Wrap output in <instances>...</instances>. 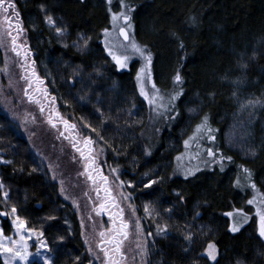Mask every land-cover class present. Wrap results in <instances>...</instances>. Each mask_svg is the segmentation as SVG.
I'll return each mask as SVG.
<instances>
[{"label": "trees", "instance_id": "1", "mask_svg": "<svg viewBox=\"0 0 264 264\" xmlns=\"http://www.w3.org/2000/svg\"><path fill=\"white\" fill-rule=\"evenodd\" d=\"M124 1L135 9L132 23L139 44L153 53L157 87L171 91L172 78L180 71L183 95L171 114L175 119L155 130L133 67L119 70L106 53L102 34L110 26L107 0H13L32 58L45 76L47 98L55 97L69 125L82 126L103 147L106 162L119 169L147 234L152 233L149 264H212L201 255L208 242L219 250L217 264L238 260L264 264V241L255 222L233 234L224 215L250 198L242 168L251 171V182L264 194V0ZM9 14L14 19L11 10ZM46 14L57 26L66 27V35L51 32ZM191 17L196 18L195 25ZM81 33L91 38L84 51L73 46ZM172 33L183 40L185 49H179ZM247 100L262 103L250 118V133L244 129V145H239L235 132L243 115L238 119L237 113ZM204 115L216 130L214 149L232 161L225 160L224 171L215 165L185 178L177 170V157ZM97 133L104 139L99 140ZM0 158L12 161L0 164V179L9 193L7 202L0 196L1 211L15 206L30 229L43 232L53 264H90L75 212L2 112ZM237 179L242 187L236 186ZM150 180L157 183L145 188ZM145 205L155 210L150 218L143 211ZM0 220L10 235L9 215H0ZM165 224L167 235L157 236V225ZM189 229L195 233L191 245L184 239Z\"/></svg>", "mask_w": 264, "mask_h": 264}, {"label": "rangeland", "instance_id": "2", "mask_svg": "<svg viewBox=\"0 0 264 264\" xmlns=\"http://www.w3.org/2000/svg\"><path fill=\"white\" fill-rule=\"evenodd\" d=\"M110 7L111 12H119L122 10L119 5V0H112V4ZM8 15L10 18H12L11 14L8 13ZM20 23L23 27L21 21ZM48 27L51 32L55 36H57L54 28L50 27L49 25ZM4 29H8V25L4 22L3 15L0 14V30ZM108 29L110 32H112V37H110V40L118 39L119 41L123 42V38L118 37L117 32L113 30L111 19L110 26ZM12 34L17 35L14 28L12 29ZM129 35L130 37H133L135 41L139 44L135 36L134 25L133 29L129 32ZM102 39L105 48L104 34H102ZM17 44L24 46L17 49V51L21 52L20 56H17L16 52L12 50L13 46L10 37L5 35L3 46H0V112L4 113L10 119L15 130L28 141L35 156L40 159L44 171L47 173L52 182L57 184L60 197L64 200V202L68 203L72 207L73 212H75L76 217L79 221L81 239L85 250L90 257V264H104L103 253L97 247L101 239L98 234L101 231H105L111 228L112 225L111 221L109 220V215H114L118 211V208L111 206L112 201L107 199V195L104 191V188L106 186L104 182L100 179L101 174L103 176L108 177L107 188L110 190L111 196L115 198V203L118 204L120 208L124 209V219L126 221L133 222V226L129 229V239L125 242L124 246L126 254L129 257L125 264H149L151 252L150 247L152 244L151 235H148L146 232L144 220L139 214L137 206L133 201L134 198L129 192V189L126 184L123 188H120L118 186L119 181H123L120 177L119 169L116 168L118 170L119 175V180H117V173H112L110 171L111 168L115 167L111 166L106 162L105 151L100 152V149L103 147L100 145L99 142L92 138L93 141L96 142L92 146L95 150L93 152V155L95 156L96 166L89 168L88 173L93 177L95 183H93L92 179H88L87 174L81 175V173L85 172V165L88 162L81 157L80 152H78L76 149L80 148L82 151L85 152V154L88 153V149L83 143L84 138L88 136L83 131L82 126L75 127V129L71 127L65 128L64 121L68 122V120L62 117L55 103H53L51 100H49L42 94V90L46 88L45 76H41V72L38 66L32 64V46H30V42L27 38V33L25 30L19 35L17 39ZM26 48L30 49V55L28 57L27 63L25 64L23 53ZM113 50L116 51L117 54H120L119 49ZM105 51L108 54L106 48ZM113 62L115 63V61ZM142 64L143 61L138 56H132L129 61V66L127 68L120 69L117 64L116 66L121 71H130L133 67L136 76ZM33 67L39 78L44 81L42 85H38L32 78L31 73ZM23 77H28L29 80H25L23 79ZM152 80L154 81L153 63ZM29 82H31L33 85L31 88L28 87ZM137 86L139 89L138 83ZM145 88L146 90L150 91L151 83H146ZM26 89L28 95H25ZM29 96H31L33 99L29 100ZM37 100L39 101V103H36ZM246 103L247 102H245L244 104ZM41 105H43L44 107L43 112L40 110ZM260 105L261 104H258L255 108L243 110L240 106L237 116L238 119H240V117H242L243 115V118L239 125H237L239 126V132H235L238 135L236 141L239 145L240 143L241 145H244L245 134L246 132L251 131L250 118L260 109ZM171 114H174V111H172L170 115ZM150 117L152 122L151 126L154 127L155 130L159 129L157 127H159L160 124L163 125L168 120L166 117H156L154 112H152L151 110ZM53 125H55V127H53ZM244 129L246 132L244 131ZM241 131L244 132L243 135ZM193 136H197L196 131L190 137ZM189 138L187 140H189ZM197 143H199L200 145L199 148L197 147ZM74 144L75 147L73 146ZM209 147H212L213 151L216 152V150L214 149L215 146L213 141H209L206 137H197V139L195 140H190V146L188 148H185L184 145L182 153L178 156L180 157V159H177L176 161L178 172L184 175V170L186 169H194L197 166H199L200 169H203L218 165L213 161L212 157H208L206 155L205 150ZM197 153H199V156H197ZM217 155L219 156L218 153ZM204 161H209V163L205 164ZM97 167L99 171H97ZM61 189H63V191H61ZM248 189H250L249 199H252L254 195L258 198L259 196L264 195L258 189L253 190L249 186ZM3 191H7L5 186L3 189H0V196L2 200ZM121 192H123L124 195L130 194L131 199L124 200L121 196ZM247 200L242 208H238L242 209V211L249 217V220L247 221V223H244L242 225L240 231L247 225L251 224L252 221L255 222L256 227L258 229L259 218L255 215L256 206L248 205ZM102 203L106 205V210L102 211L99 215H97L96 209H98L100 204ZM130 204L136 209L135 216L140 217V225L142 228V232H137L134 226V216L131 212V209L129 208ZM1 210L2 209H0V213H2ZM13 218L14 217L12 215H9V221L11 224L10 235H7L5 233L2 220H0V228L3 229L4 236L12 237L13 239H19V236L16 233L15 225L12 224ZM227 218L230 221V227L235 219H239L238 217L228 216ZM262 239L264 241V238ZM37 243L38 241L36 240L35 235H33L32 238L28 240V244L30 246L29 251L34 253L36 251ZM137 243L141 244L142 247L146 248V254L143 256V258L139 253V250L136 249ZM89 247H91L92 249L91 252L88 251ZM48 255L53 259L51 252L48 253ZM0 256L2 257L3 263L5 264V260L7 257L2 253H0ZM133 256H135L134 261L132 260ZM97 257H99V259ZM210 263L213 264L212 261H210ZM16 264H20V262L17 261Z\"/></svg>", "mask_w": 264, "mask_h": 264}, {"label": "snow or ice", "instance_id": "3", "mask_svg": "<svg viewBox=\"0 0 264 264\" xmlns=\"http://www.w3.org/2000/svg\"><path fill=\"white\" fill-rule=\"evenodd\" d=\"M107 3L109 6L112 4V0H107ZM120 8L122 9L119 12H111V7H109V12H111V22L113 25V30L117 32L118 37L123 38V43L119 41L118 39H111L112 32L109 31L108 28H105L103 30V34L105 37V48L108 51V55L112 58L113 61L119 66L120 69H125L129 66V61L132 56H138L142 61L143 64L139 68L137 74H136V81L139 85V95L144 98L145 101H147V104L152 112H154L156 117H166L167 119H175L174 116L170 115L172 111L175 110V102L183 95V78L180 74L179 69H177L175 75L172 78L173 81V90L172 91H163L157 87L156 83L152 80V63H153V53L152 51L146 46L138 44L133 37H130L129 32L133 29V25L131 23L132 16L131 13L135 10L131 5L124 3V0H119ZM41 9L44 10L43 5H41ZM12 11L13 18H10L8 13L9 11ZM0 14L3 15L4 22L8 25V29L0 30V46H3V41L5 35L11 38L12 43V50L16 52L17 56L21 55V52L17 51L18 48L24 47L22 45L17 44V39L21 33L24 32V29L20 23V16L19 12L16 10V4L13 2V0H0ZM191 22L193 25L196 24V18L191 17ZM45 21L46 23L54 28L57 36H64L67 33L66 27H60L56 25L55 19L51 15H45ZM122 22V23H121ZM15 29L17 35L12 34V29ZM173 37L178 42L179 49L183 50L185 49V44L183 40L179 38V36L176 35V33H172ZM91 38L87 37L84 34H78L77 39L73 41V46L76 47L80 51H84L88 48L89 40ZM67 47V45H65ZM113 49H119L120 54H117L116 51ZM30 55V49H25L23 56L25 60V64L28 61V57ZM241 56H243V53H241ZM32 64H35V61H32ZM241 67H247L246 64H241ZM32 78L35 80V82L38 85H42L44 83L43 80L39 78V76L36 74L35 69L33 67ZM25 80H29L28 77H23ZM151 83V90L148 91L145 88L146 83ZM11 86V85H9ZM33 85L31 82L28 83V87L31 88ZM42 94L47 97L48 92L47 89L42 90ZM25 95H28L27 89L25 90ZM235 95V93H234ZM33 98L29 96V100H32ZM52 102H55V97L51 98ZM36 103H39L37 100ZM262 102L260 100H249L246 104L241 105V109H250L255 108L258 104H261ZM42 112L44 111L43 105H41ZM189 111L195 112V109H190ZM176 115H179L177 112ZM65 128L71 127L75 129V125H69L67 121H64ZM55 127V125H53ZM93 132L96 131V129H92ZM214 130L210 124H209V117L207 115H204L201 119L200 123L196 125V133L197 136L190 137L189 140L184 141L185 148H188L190 146V140H195L197 137L199 138H207L209 141H215L216 136L213 135ZM97 136L99 140H103L104 138L97 133ZM84 145L88 149V153L85 154L84 151H82L80 148H77L76 150L80 152L81 157L87 161L88 163L85 165V172L81 173V175L87 174L88 179H92L93 183H95V180L93 177L88 173V169L96 166L95 156L93 155V152L95 151L92 147L93 144L96 142L93 141V139L88 136L85 137L83 140ZM106 143V141H105ZM75 147V144L73 145ZM197 147L199 148L200 145L197 143ZM104 149L101 148L100 152H103ZM206 155L208 157H212L213 161L219 165L220 171H224L225 169V160L231 162L232 157L231 156H225L223 153H220L219 156L217 155V152L213 151L212 147L207 148ZM251 155H255V152L252 150H249ZM197 156H199V153H197ZM179 160L180 157H177ZM0 163H12V161H3L0 159ZM205 164H208L209 161H204ZM242 167V166H241ZM200 168L197 166L194 169H186L184 170L185 178L191 175H195L197 171H199ZM35 171V169H33ZM97 171H99L97 167ZM110 171L112 173H117L116 179L119 180L118 170L116 168H111ZM243 173L246 175V179L249 181L248 186L251 187L253 190L257 189V186L254 182H251L252 173L248 168H242ZM147 175V174H145ZM100 179L104 182L105 188L104 191L107 195V199L112 201L111 206L118 208V211L113 215H109V220L111 221V228L107 229L105 231L99 232V237L101 238L97 247L100 249V251L103 253L104 256V264H125V262L129 259L128 255L125 251V242L128 241L130 232V227L133 226V222L126 221L124 219V209L120 208L118 204L115 203V198L111 196L110 190L107 188L108 184V177L100 175ZM63 183V182H61ZM156 180H150L148 183L144 184L145 188H151L153 184H156ZM120 188H123L125 186L124 181H119ZM129 187H134V185L130 184ZM237 187H242L241 181L237 179L236 181ZM4 185L2 181H0V189H3ZM63 191V189H61ZM177 196H179V193H176ZM121 196L124 200H130L131 196L124 195L123 192H121ZM9 199V193L7 191H3V200L7 202ZM182 199V198H181ZM248 205H255L256 211L255 215L259 218L258 219V234L260 238H264V195L259 196H253L252 199L247 200ZM129 208L131 209V212L134 216V226L137 230V232H142V228L140 225V217L135 216L136 209L130 204ZM106 210V205L104 203L100 204L99 208L96 209L97 215H99L102 211ZM17 208L15 206L11 207L10 212H2L0 215L8 216L12 215L14 218L12 220V224L15 225L16 233L19 236V239H13L12 237H6L3 234V229L0 228V253L4 254L7 258L5 260V264H16V262H20V264H53L52 258L48 255L52 251V249L49 247L46 240L41 239L43 237V232H37L36 229H29L26 226V221L21 219V217L17 214ZM143 211L147 217H151L154 209L149 208L148 205H145L143 208ZM166 211L171 212V209H167ZM157 216H159V213H155ZM196 216H199L200 213L197 212L195 214ZM224 215L228 217H238L239 219H235L230 227V231L233 233H237L240 231V228L244 223H247L249 220V217L247 214H245L242 209H234L232 212H227ZM54 219V217H52ZM168 233V226L167 224L160 226L157 225L156 228V235L157 236H165ZM27 234V235H26ZM35 235L36 240L38 241L36 245V251L33 253L29 251V244L28 240L32 238V236ZM148 235H152L151 232L148 233ZM195 233H193L190 229L187 230V233L184 237V239L191 245L193 242V237ZM62 239V238H61ZM87 242V241H86ZM136 249L139 250V253L141 254L142 258L146 254V248L142 247L141 244L137 243ZM187 251V249H185ZM89 252L92 251L91 247L88 249ZM219 254V250L214 242H208L206 244V247L201 253L202 257H206L209 261H212L213 264H217V257ZM99 259V257H97ZM132 260H135V256L132 257ZM237 264H244V261L238 260Z\"/></svg>", "mask_w": 264, "mask_h": 264}, {"label": "flooded vegetation", "instance_id": "4", "mask_svg": "<svg viewBox=\"0 0 264 264\" xmlns=\"http://www.w3.org/2000/svg\"><path fill=\"white\" fill-rule=\"evenodd\" d=\"M32 53V52H31ZM50 100V99H49Z\"/></svg>", "mask_w": 264, "mask_h": 264}]
</instances>
